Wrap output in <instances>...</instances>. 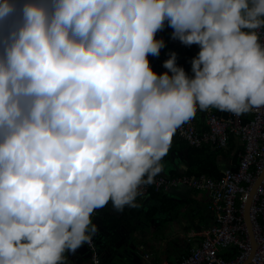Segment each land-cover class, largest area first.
Returning a JSON list of instances; mask_svg holds the SVG:
<instances>
[{
    "label": "clouds",
    "instance_id": "clouds-1",
    "mask_svg": "<svg viewBox=\"0 0 264 264\" xmlns=\"http://www.w3.org/2000/svg\"><path fill=\"white\" fill-rule=\"evenodd\" d=\"M0 0V264H66L136 207L197 110L264 108V0ZM198 44L194 77L155 34Z\"/></svg>",
    "mask_w": 264,
    "mask_h": 264
},
{
    "label": "built area",
    "instance_id": "built-area-1",
    "mask_svg": "<svg viewBox=\"0 0 264 264\" xmlns=\"http://www.w3.org/2000/svg\"><path fill=\"white\" fill-rule=\"evenodd\" d=\"M260 31L261 43H264V29ZM200 112L198 109L196 117L177 130V138L187 145L225 150L230 148V142H237L232 148L236 163L232 166L230 162L222 167L217 178L203 174H157L152 184L141 186L137 197L148 195L150 190L161 193L180 186L203 191L208 197L206 208L212 215L209 225L189 233L199 237L196 245L174 261L158 264H242L248 257L247 264H264V177L255 186L248 207L250 229L255 242L251 256L249 231L244 220L245 204L264 169V108L253 109L240 116L209 108L204 111L202 123L198 122ZM230 246L238 248L237 255L229 260L222 258L219 252ZM86 247L89 264H101L99 249L93 237L92 243Z\"/></svg>",
    "mask_w": 264,
    "mask_h": 264
},
{
    "label": "crops",
    "instance_id": "crops-1",
    "mask_svg": "<svg viewBox=\"0 0 264 264\" xmlns=\"http://www.w3.org/2000/svg\"><path fill=\"white\" fill-rule=\"evenodd\" d=\"M24 0H18V9ZM174 29L167 20L164 27L155 34L156 40H163L158 56L148 55L149 66L154 73L165 68L164 62L176 54V66L183 68L186 75L189 70L194 73L187 61L198 56V44L185 45L178 38L172 36ZM184 61V59H187ZM204 111L199 113L198 122L202 123ZM180 140V139H179ZM178 138L174 135L168 154L161 160V175L183 174L187 169L188 159L186 151L176 146ZM238 143L232 142V148ZM227 155L219 159L221 168L227 166L232 157ZM163 200L154 199L149 194L136 197V207L125 206L128 223L108 230L100 219V212L94 211L92 222L97 226L93 238L99 249L101 264H158L162 261H174L180 255L188 252L191 246L197 244L199 237L189 235L209 225L212 215L206 208L208 197L205 192L192 190L184 186L161 192ZM111 215L119 216L120 211L108 208ZM163 241V242H162ZM66 264H89L86 245L80 247L75 254L65 253Z\"/></svg>",
    "mask_w": 264,
    "mask_h": 264
},
{
    "label": "trees",
    "instance_id": "trees-1",
    "mask_svg": "<svg viewBox=\"0 0 264 264\" xmlns=\"http://www.w3.org/2000/svg\"><path fill=\"white\" fill-rule=\"evenodd\" d=\"M187 59H184V61H187ZM187 65L190 66L192 70V64H190L189 61H187ZM166 70L163 69L159 74L165 73ZM188 77H192V73H190V70L187 74ZM176 136V133L174 134ZM177 137V136H176ZM176 146L183 148L186 151L187 159H188V166L187 169L183 172L185 175L189 176H198V175H206L209 177L217 178L220 176V169L221 164L219 163V159L222 157H225L227 155H231L232 152V142H230V148L225 149H211L209 146H191L187 145L184 141L179 140L176 143ZM171 148V147H170ZM231 164L234 166L236 163V158L232 156ZM163 157L162 159H164ZM229 165V164H228ZM182 175V174H177ZM170 176H175L171 175ZM151 197L158 200H163V198L160 196V192H156L154 190H150L148 193ZM112 203L111 201L102 209H100L98 212L101 211L100 219L103 225L110 231L117 228V226L122 225L123 223H128L127 217H126V210L123 208L122 211H120L119 216L111 215L108 212V208H111ZM238 253V248L236 246H230L228 248H223L219 255L224 259H233Z\"/></svg>",
    "mask_w": 264,
    "mask_h": 264
},
{
    "label": "water",
    "instance_id": "water-1",
    "mask_svg": "<svg viewBox=\"0 0 264 264\" xmlns=\"http://www.w3.org/2000/svg\"><path fill=\"white\" fill-rule=\"evenodd\" d=\"M264 177V169L263 171L261 172V174L258 176L255 184H254V187L252 188L251 192H250V195H249V198H248V201L246 202L245 204V207H244V220L246 222V225H247V228H248V231H249V237H250V244H251V251H250V256L251 254L253 253L254 251V248H255V242H254V239H253V235L251 233V229H250V223H249V218H248V207H249V204H250V199H251V195L255 189V186L260 182V180ZM249 261V257L246 261H244L242 264H247V262Z\"/></svg>",
    "mask_w": 264,
    "mask_h": 264
},
{
    "label": "rangeland",
    "instance_id": "rangeland-1",
    "mask_svg": "<svg viewBox=\"0 0 264 264\" xmlns=\"http://www.w3.org/2000/svg\"><path fill=\"white\" fill-rule=\"evenodd\" d=\"M163 242V241H162Z\"/></svg>",
    "mask_w": 264,
    "mask_h": 264
}]
</instances>
